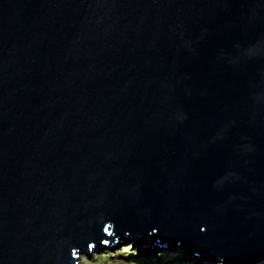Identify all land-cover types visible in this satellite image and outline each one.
I'll return each mask as SVG.
<instances>
[{"label":"water","instance_id":"obj_1","mask_svg":"<svg viewBox=\"0 0 264 264\" xmlns=\"http://www.w3.org/2000/svg\"><path fill=\"white\" fill-rule=\"evenodd\" d=\"M120 241L264 264V0H0V264Z\"/></svg>","mask_w":264,"mask_h":264},{"label":"rangeland","instance_id":"obj_2","mask_svg":"<svg viewBox=\"0 0 264 264\" xmlns=\"http://www.w3.org/2000/svg\"><path fill=\"white\" fill-rule=\"evenodd\" d=\"M203 264L197 257L187 259L180 248H153L149 245L146 249L133 246L125 241L118 242L115 246L98 250L89 256L82 255L81 264ZM220 264V263H218Z\"/></svg>","mask_w":264,"mask_h":264},{"label":"trees","instance_id":"obj_3","mask_svg":"<svg viewBox=\"0 0 264 264\" xmlns=\"http://www.w3.org/2000/svg\"><path fill=\"white\" fill-rule=\"evenodd\" d=\"M166 264H176V263H166Z\"/></svg>","mask_w":264,"mask_h":264}]
</instances>
